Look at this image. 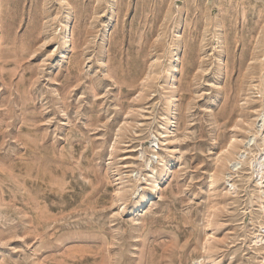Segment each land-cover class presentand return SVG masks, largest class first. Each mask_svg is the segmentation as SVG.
Here are the masks:
<instances>
[{
    "label": "rangeland",
    "instance_id": "1",
    "mask_svg": "<svg viewBox=\"0 0 264 264\" xmlns=\"http://www.w3.org/2000/svg\"><path fill=\"white\" fill-rule=\"evenodd\" d=\"M262 122L264 0H0V264H264Z\"/></svg>",
    "mask_w": 264,
    "mask_h": 264
},
{
    "label": "bare ground",
    "instance_id": "2",
    "mask_svg": "<svg viewBox=\"0 0 264 264\" xmlns=\"http://www.w3.org/2000/svg\"><path fill=\"white\" fill-rule=\"evenodd\" d=\"M68 30H70V29H69V27H68V23H66L65 31H68ZM71 41H72V35L67 34L66 37H65V40H64L63 44H64L65 46H68V45H70ZM68 47H70V46H68ZM259 119H260V118H259ZM259 119H258V121H259ZM260 120H261V119H260ZM263 125H264L263 122H262L261 125H258V123H257V125H256V132H259V130H261V128H262ZM261 139H262V149L264 150V141H263V140H264V136H263ZM263 165H264V159H262V158H258V159L256 160V162H255V167H256L257 169H261ZM168 171H169V167H168V168H165V170L160 171V174L162 175V174H164V172H165V174H166V173H168ZM259 172H260V173H259V174H260V176H259V180H261L262 177H263V175H264V170H261V171H259ZM231 185H232V184H231ZM150 197H151L150 194H148V193H146V192L142 193V194L140 195V197L136 200V202H135V206L139 205V207H140L141 205H143V204H145L147 201H149ZM263 233H264V230H263ZM257 237L259 238V241L264 240V235H257Z\"/></svg>",
    "mask_w": 264,
    "mask_h": 264
}]
</instances>
